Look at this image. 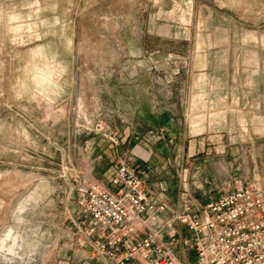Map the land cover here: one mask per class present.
<instances>
[{
    "label": "rangeland",
    "instance_id": "rangeland-1",
    "mask_svg": "<svg viewBox=\"0 0 264 264\" xmlns=\"http://www.w3.org/2000/svg\"><path fill=\"white\" fill-rule=\"evenodd\" d=\"M145 87L172 118L135 149L149 190L264 189V0H0V264H81L75 180Z\"/></svg>",
    "mask_w": 264,
    "mask_h": 264
},
{
    "label": "built area",
    "instance_id": "built-area-1",
    "mask_svg": "<svg viewBox=\"0 0 264 264\" xmlns=\"http://www.w3.org/2000/svg\"><path fill=\"white\" fill-rule=\"evenodd\" d=\"M98 127L112 146L120 144L118 134ZM130 161L129 156L119 158L111 179L114 190L92 177L75 180L81 246L88 253L81 264H192V250L194 264H264L259 181L241 182L204 202L182 186L179 208L172 209L161 192L149 190ZM177 246L188 263L178 256Z\"/></svg>",
    "mask_w": 264,
    "mask_h": 264
},
{
    "label": "crops",
    "instance_id": "crops-1",
    "mask_svg": "<svg viewBox=\"0 0 264 264\" xmlns=\"http://www.w3.org/2000/svg\"><path fill=\"white\" fill-rule=\"evenodd\" d=\"M204 78L205 77L201 74L200 79L203 80ZM140 90L141 91H136L135 95L133 93V96L129 98L122 96L120 98V104L116 106L117 109H114L113 114L118 118L117 120L122 122L120 128L117 130L120 144L117 147H113L104 139L99 138L100 141H98V145L94 146V149H92L93 152L90 154V157L94 158L92 160L88 158L91 164L92 178L111 190L116 189L111 183V179L116 171L118 160L119 158H126L128 156L131 157L130 164L141 172L145 184L147 185V183L151 182L150 180L153 179V175L151 173L152 165L149 161V156L145 158L141 150H135L138 145L140 148L148 147L143 140H139V137L144 135L142 138H145L147 135L145 133L153 131V129L158 126L168 127L171 125L172 118L170 114L167 111L159 112L155 109L152 97L153 93L149 91L148 87ZM144 126L147 128H144ZM190 126L193 133L202 131L204 128L203 118L200 116H192L190 119ZM198 126H203V128L197 129ZM231 171L232 170H229L228 172ZM182 186H189L186 175L180 177L179 182L175 180L173 184L165 181L157 182L153 190L150 191L153 193L161 192L166 197L170 207L172 209H178ZM193 197L201 202L206 200V198L203 199L202 193H199V195L193 193ZM166 215H170V213L167 212ZM177 228L183 233L186 232L183 226L178 225ZM176 250L181 260L188 263V259L181 254L182 250L180 247L177 246Z\"/></svg>",
    "mask_w": 264,
    "mask_h": 264
},
{
    "label": "bare ground",
    "instance_id": "bare-ground-1",
    "mask_svg": "<svg viewBox=\"0 0 264 264\" xmlns=\"http://www.w3.org/2000/svg\"><path fill=\"white\" fill-rule=\"evenodd\" d=\"M42 184H43V183H42ZM45 185H46V184H45ZM43 187H44V185H43ZM32 193H33V192H32ZM33 194H35V195L37 194V193H36V190L34 191ZM36 196H37V195H36ZM38 196H39V192H38ZM32 198H33V197H32ZM34 200H35V198H34ZM23 205H24V204H23ZM25 205H26V204H25ZM20 208H23V207L20 206ZM1 243H2V242H1ZM0 247H2V245H0Z\"/></svg>",
    "mask_w": 264,
    "mask_h": 264
}]
</instances>
